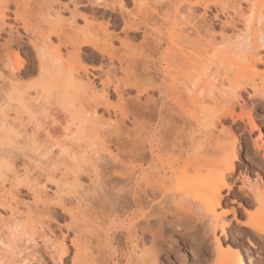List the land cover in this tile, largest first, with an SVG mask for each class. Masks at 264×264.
Instances as JSON below:
<instances>
[{
  "label": "bare ground",
  "instance_id": "obj_1",
  "mask_svg": "<svg viewBox=\"0 0 264 264\" xmlns=\"http://www.w3.org/2000/svg\"><path fill=\"white\" fill-rule=\"evenodd\" d=\"M240 2L166 0L160 15L149 0H131L130 8L125 0H0V146L13 149L21 141L33 151L45 147L48 152L44 132L53 133L52 146L57 134L64 137L56 147L63 168L53 166L47 175L54 187L50 197L36 179L22 181L14 171L8 179L1 176L0 206L9 225L0 233V264H45L42 257L24 253L36 238L47 244L51 264H67L69 247L68 264L104 263L99 245L109 251L113 240L107 233L102 240L96 237L94 257L89 247L93 219L68 207L71 202L59 194L68 179L79 183L83 175L96 192L105 175L126 189L118 205L102 201L107 208L99 206V213L106 209L119 220L115 264H157L164 248L161 223L167 219L187 230L202 228L214 264H247L239 249L221 240L231 221L253 235L264 229V178L236 170L239 141L232 132L235 127L241 134L259 131L252 153L264 160L252 105L241 97L249 88L250 95L264 98V0H244L245 7ZM210 6L225 12L232 8L240 27L227 20L230 28L215 32L205 20ZM97 9L114 17L98 23ZM130 32H140V40L134 41ZM86 53L97 57L98 65L85 66ZM23 119L33 125L34 134L21 140ZM52 120L63 127H46ZM160 123L169 126L163 135ZM105 157L102 166L93 164ZM11 166L0 160V171ZM20 184L28 186L33 203L22 213ZM231 191L245 200L246 206L237 203L241 211L224 203ZM155 193L161 194L158 204L151 203ZM51 206L68 215L65 230L71 236L56 237L39 221L37 214ZM167 212H173L172 218Z\"/></svg>",
  "mask_w": 264,
  "mask_h": 264
},
{
  "label": "rangeland",
  "instance_id": "obj_2",
  "mask_svg": "<svg viewBox=\"0 0 264 264\" xmlns=\"http://www.w3.org/2000/svg\"><path fill=\"white\" fill-rule=\"evenodd\" d=\"M61 1L66 3L68 0H61ZM125 2H126V6L130 8L131 0H125ZM165 2L166 0H149V3L150 5H152V7L158 6L156 8L159 9L158 11L160 15H163V13L166 11ZM240 3L242 7L246 6L245 4L246 2H244V0H241ZM231 5H235V4L232 3ZM87 10L89 9L88 8L81 9L83 13L88 12ZM225 10L227 11L226 12L222 11V9L219 7L214 8V6H210V10L207 11L206 13L205 16L206 23L208 26L213 28L215 32L219 31L221 27L230 28V24L226 23L227 20H232L235 26L240 27L239 19L236 16V13H234L233 9L228 7L225 8ZM201 14H202V10L200 8H197L196 15H201ZM61 15L64 16V18L68 17V14L64 11L61 12ZM113 17H114L113 14L97 9L95 14V18H96L95 21L98 23H105L108 19L111 20ZM228 32L230 34V30ZM140 35H141L140 32H132V33L130 32L129 34V36L135 39L134 41L136 40L139 41ZM30 54L32 55V53ZM87 55L88 56L85 57L83 62L85 66L87 65L89 67L90 65L91 66L98 65L99 60L97 57H96L97 59L92 58L89 55V53ZM260 67L261 66H259V68ZM250 93L251 90L249 88H245V90L242 92L241 97L245 103L252 105L251 107H252V114L254 115L253 117H255V121L257 123L259 130H261V135L264 140V126H262V124H264V106H263L264 98L260 96H252L250 95ZM225 123L229 125V120H227ZM0 125H1V120H0ZM23 125L25 130L23 131L21 129V131L19 132L21 140L27 137L31 138L32 135L34 134L33 125L28 123L25 119H23ZM232 132L234 135L237 136L239 141V153H238L239 161L236 162L237 163L236 170L237 171L240 170L242 173H244L246 170L248 174L253 177L257 174V175H261L264 178V160L262 159L261 156L262 154L252 153V140L258 136L259 131L255 130L251 133L241 134L239 128L235 127L232 129ZM1 136L2 134L0 132V137ZM56 136L59 137L60 134H57ZM124 136H126V134L121 135L120 137H124ZM198 141L201 142L202 137H200ZM111 150L113 154L116 153L113 148H111ZM56 152L57 150L55 146H52L50 151L48 152L45 151V147H43L39 151H33V149H31L27 144L21 141L15 144L13 149H7L4 146H0V160L1 159L9 160L12 164L11 168H3L2 171H0V179L1 176L8 179L9 175L14 171L22 181H23L22 178L27 176V178L28 179L30 178V180L36 179L42 185L45 184L47 187L46 193L48 192L47 195H49L50 197V194H52V192L54 191V187L51 185L50 182H47L48 179L47 175L49 172L52 171L53 166H57V168L59 167L58 169L63 168L62 165L63 161H61L57 157ZM32 183L34 182H31V184ZM27 188L28 186L26 184H20L17 189L18 198L20 200L18 207L20 213L23 212L25 205L33 204L31 199V194L27 190ZM236 189H237L236 187H233L234 191H236ZM94 191L95 189H93L92 185L89 183L88 178L83 175L82 180L79 183H73L71 179H68L67 185L61 188V192L59 194L63 199L71 202V204L68 205V207L74 209L78 208V210L84 212L88 218L93 219V224L95 226L91 229L90 232L91 235H89V242H90L89 247L93 249L94 257H97L95 247L97 246L96 248L97 250L100 246L102 248L101 255L103 254V257L101 259H103L102 260L104 262L103 264H115V259L117 256V253L115 252V235L120 233L121 231V228L120 231L118 229L120 225L117 227L118 224L117 222H119V220L115 217V213H112L106 209L104 210L101 208L102 211L104 210V212H102L103 214L101 212L99 213V211H101L99 206L104 204H101L102 202V200H100L101 196L96 194L97 193L96 191L95 193H93ZM93 194H96L94 198H92ZM158 194L159 193H155L154 196L155 198L151 202L152 204H154V202L155 204L159 203L158 201H160L161 199V196L159 195L161 194L159 195ZM76 198L81 199L79 200V203H75ZM238 201L242 203L244 202V205L246 206L245 200L240 197L234 196L232 194V191L230 196H226L224 198V203H227L228 207H231V205L237 206ZM163 203L161 204V206L163 205ZM105 205L104 208L106 207ZM163 206H165L166 208L167 205L164 203ZM251 208L249 207V209ZM237 209L238 211H241V209L238 208V206ZM172 213L167 212L165 215H167L168 218L170 219L172 218L173 215ZM135 216H136L135 219L137 220L139 217V213H137ZM0 217L2 218V220L0 221V233L4 234L6 232V228L9 225V223H8L6 211L1 206H0ZM37 218L39 219V221H41V223H43L46 229L52 232V235L56 237H60L62 233H67L65 230V225L69 223V217L67 214L62 213L58 208L51 206L48 212L38 213ZM244 219H245L244 217L242 218L239 217V221H244ZM170 220L167 219V221H165L166 223L164 222L161 223V225L163 224L162 227L160 228L161 236L163 240L161 248L163 247L164 248L161 249L157 255V264H214V254H213L212 246L208 240L209 238L207 239L208 237L207 234L203 233L202 228L197 227L195 230L194 229L187 230L185 227L181 228L180 226L181 223L175 221L169 222ZM153 222L154 220L152 221V225L153 227H155L156 226L154 224L155 222L154 223ZM238 223H239L238 221H231L230 224L231 227L230 230H228L227 237L221 236V240L225 238V240L229 242V245L232 248L239 249L240 251L242 249L241 252L247 264H259L261 259L264 258V249H261L259 246L252 247L248 244H245L244 239L247 238L245 236V233L248 232L239 231ZM183 228H185L187 231L185 230L184 232ZM103 233H107L109 235V238L113 240L111 249H109V251L102 244H100L99 246L96 245V241H95L96 237H99V240H102ZM191 233L193 236L191 235ZM188 234L191 235V238L188 236ZM67 235L71 236V233L68 232ZM195 237L197 241H200V243L198 242L197 244L196 240L195 241L191 240V239L194 240ZM148 239L149 238H146L144 240L145 242L144 245H146L145 246L146 248H149L150 246V240ZM172 239L173 240L175 239L177 244H175ZM253 244H255V241L253 242ZM46 245L47 244L42 242L40 238H36L34 241L29 243L28 249L24 253L25 255L29 253L27 255L29 256V258L31 257V254H34L36 257L40 256L44 260L45 264H51L49 261V255L47 254L48 249L46 248ZM69 251L70 252L72 251L70 247H69ZM70 252L63 260L64 263L67 264L69 263V259L71 257ZM34 261L33 263L35 264L36 261L35 262Z\"/></svg>",
  "mask_w": 264,
  "mask_h": 264
},
{
  "label": "snow or ice",
  "instance_id": "obj_3",
  "mask_svg": "<svg viewBox=\"0 0 264 264\" xmlns=\"http://www.w3.org/2000/svg\"><path fill=\"white\" fill-rule=\"evenodd\" d=\"M142 55L144 56L145 59L150 58V54H148V53H143ZM38 71L42 73L43 68L42 67L39 68ZM34 74H35V72H34ZM262 126H264V124H262ZM46 127H48V128H60L63 126L61 124H59L58 121L52 120L51 124L46 125ZM168 127H169L168 125H164L163 123L158 124L157 128L159 130V134L163 135L166 128H168ZM41 131H43V129H41ZM44 136H45V145L47 147L51 148L52 143H50V142L53 141V133L44 132ZM62 139H64L63 136L57 137V140L54 142L55 147H57V148L60 147L59 141ZM61 151L63 152V149H61ZM112 159H115V157H112ZM105 162H108L107 157H105L103 160L94 159L93 164L100 167ZM225 187H227V185H225ZM97 192L104 194L101 197V200L103 201V203L118 205L120 203L122 196L124 194H126V189L124 188L122 182L113 180L110 175H105L103 182L100 184V186L97 189ZM77 195H79V194H77ZM94 197H95V194L92 195V198H94ZM56 207H60V208H63L65 211H68L67 207L65 205H63L62 203H57ZM240 231H243V229H241ZM245 236L247 237L246 239H244L245 244H248V245L251 244L253 246H259L261 249H264V229L258 230L255 235H253L252 233H245ZM254 241H255V244H253ZM241 251H242V249H241ZM241 264H242V262H241ZM259 264H264V258L261 259Z\"/></svg>",
  "mask_w": 264,
  "mask_h": 264
}]
</instances>
